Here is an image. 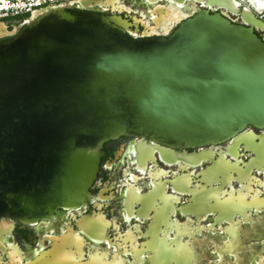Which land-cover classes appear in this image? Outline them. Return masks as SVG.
<instances>
[{"label": "water", "instance_id": "1", "mask_svg": "<svg viewBox=\"0 0 264 264\" xmlns=\"http://www.w3.org/2000/svg\"><path fill=\"white\" fill-rule=\"evenodd\" d=\"M87 1L31 10L18 26L0 21L1 222L86 203L110 139L136 136L197 160L204 149L181 150L253 139L245 129L264 127V39L255 31L264 18L253 7L172 0L226 5L244 23L177 7L167 35L135 38L128 19L81 9ZM197 207V220L214 212L217 221L215 209Z\"/></svg>", "mask_w": 264, "mask_h": 264}, {"label": "flooded vegetation", "instance_id": "2", "mask_svg": "<svg viewBox=\"0 0 264 264\" xmlns=\"http://www.w3.org/2000/svg\"><path fill=\"white\" fill-rule=\"evenodd\" d=\"M193 6L244 23L226 5L197 1L90 0L81 9L120 14L139 38L167 35L177 7ZM245 130L256 136L181 150L204 149L197 160L136 136L108 140L86 203L33 223L0 221V264H264V127ZM199 203L219 212L216 222L214 212L196 219Z\"/></svg>", "mask_w": 264, "mask_h": 264}, {"label": "built area", "instance_id": "3", "mask_svg": "<svg viewBox=\"0 0 264 264\" xmlns=\"http://www.w3.org/2000/svg\"><path fill=\"white\" fill-rule=\"evenodd\" d=\"M70 1L71 0H0V21H5L6 18L21 16L22 18L19 20V24L25 23L31 18V10H39L41 7H46L48 5L51 7H58ZM257 12L260 16H264V10Z\"/></svg>", "mask_w": 264, "mask_h": 264}, {"label": "bare ground", "instance_id": "4", "mask_svg": "<svg viewBox=\"0 0 264 264\" xmlns=\"http://www.w3.org/2000/svg\"><path fill=\"white\" fill-rule=\"evenodd\" d=\"M246 3V6L254 7L257 11H263L264 10V0H244Z\"/></svg>", "mask_w": 264, "mask_h": 264}, {"label": "trees", "instance_id": "5", "mask_svg": "<svg viewBox=\"0 0 264 264\" xmlns=\"http://www.w3.org/2000/svg\"><path fill=\"white\" fill-rule=\"evenodd\" d=\"M22 17L21 16H18V17H14V18H6L5 21L7 23H10V22H13V21H19Z\"/></svg>", "mask_w": 264, "mask_h": 264}]
</instances>
